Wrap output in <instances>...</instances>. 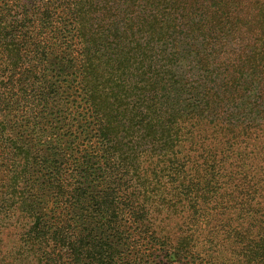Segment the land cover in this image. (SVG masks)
<instances>
[{
	"label": "trees",
	"instance_id": "1",
	"mask_svg": "<svg viewBox=\"0 0 264 264\" xmlns=\"http://www.w3.org/2000/svg\"><path fill=\"white\" fill-rule=\"evenodd\" d=\"M202 233L264 264V0H0V264Z\"/></svg>",
	"mask_w": 264,
	"mask_h": 264
},
{
	"label": "rangeland",
	"instance_id": "2",
	"mask_svg": "<svg viewBox=\"0 0 264 264\" xmlns=\"http://www.w3.org/2000/svg\"><path fill=\"white\" fill-rule=\"evenodd\" d=\"M204 237L205 236L203 233L201 235H198L197 239L194 241V244L196 246H203V245L204 247L209 246V250H207L206 252L208 255H210L211 254L210 246L214 245V243L216 245L217 242H220V239L219 238L217 239L215 237L212 241L207 236L205 237V240H204ZM228 253L229 251H226L223 249L221 250V253H220V255H222L221 257L218 252H215L213 255L211 254L208 257H204L203 255H200L199 258L197 256H193V257H190L189 255L185 256V253H183L174 260V264H210V260H214V261L216 260L218 262L222 261L221 263H218V264H229V263L236 264L238 262V258L236 257V255H229ZM239 259L242 260V258H239ZM163 260H165L164 257H163ZM204 260H208V261L204 262Z\"/></svg>",
	"mask_w": 264,
	"mask_h": 264
}]
</instances>
